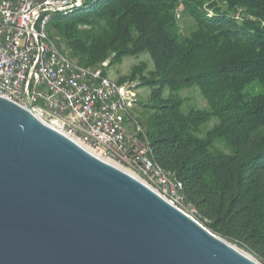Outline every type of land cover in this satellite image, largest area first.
Masks as SVG:
<instances>
[{
	"label": "trees",
	"instance_id": "16d2710c",
	"mask_svg": "<svg viewBox=\"0 0 264 264\" xmlns=\"http://www.w3.org/2000/svg\"><path fill=\"white\" fill-rule=\"evenodd\" d=\"M48 34L85 69L150 55L149 77L141 64L117 82L151 92L135 120L153 161L183 184L205 228L264 264V0H82ZM193 87L206 109H184L179 93Z\"/></svg>",
	"mask_w": 264,
	"mask_h": 264
},
{
	"label": "water",
	"instance_id": "95a60500",
	"mask_svg": "<svg viewBox=\"0 0 264 264\" xmlns=\"http://www.w3.org/2000/svg\"><path fill=\"white\" fill-rule=\"evenodd\" d=\"M0 264H261L0 97Z\"/></svg>",
	"mask_w": 264,
	"mask_h": 264
},
{
	"label": "built area",
	"instance_id": "2783aa9c",
	"mask_svg": "<svg viewBox=\"0 0 264 264\" xmlns=\"http://www.w3.org/2000/svg\"><path fill=\"white\" fill-rule=\"evenodd\" d=\"M81 1L0 0V97L30 105L43 123L138 178L202 225L183 184L151 157L149 139L132 117L138 102L134 82L110 79L109 62L96 69L79 66L50 39L53 17Z\"/></svg>",
	"mask_w": 264,
	"mask_h": 264
},
{
	"label": "rangeland",
	"instance_id": "374dc122",
	"mask_svg": "<svg viewBox=\"0 0 264 264\" xmlns=\"http://www.w3.org/2000/svg\"><path fill=\"white\" fill-rule=\"evenodd\" d=\"M181 21L183 24L184 23L186 24L187 28H191L193 26V22L190 19L182 18ZM141 64H145L146 67H145L144 75L149 77L150 72H152L154 70V63H153V60L151 59L150 55L147 53L142 54L140 56L124 57L122 59L121 63L107 68V74H108L110 79H112L114 81H118V79L120 77L130 75L132 72V69L136 66H140ZM133 82L136 85L137 90H138V92H137L138 93V100L142 101V102L148 101V99L151 95L150 90L146 87L139 86L140 82L138 80L133 81ZM254 90H255L254 92H258V91H260V87L256 85ZM166 94L168 95L169 92L167 91ZM179 95L185 101L184 109L186 111H188L192 107H195L198 109H206L207 108V102H206L201 90L198 87L184 89L179 93ZM138 109L139 108L137 105L136 108L132 111V117L134 119H137L139 117ZM129 123L131 124V121H129ZM217 123H218L217 119L211 120L208 124H206L204 126L203 134H205L208 130L212 129ZM248 254H250V253H248Z\"/></svg>",
	"mask_w": 264,
	"mask_h": 264
},
{
	"label": "bare ground",
	"instance_id": "6f19581e",
	"mask_svg": "<svg viewBox=\"0 0 264 264\" xmlns=\"http://www.w3.org/2000/svg\"><path fill=\"white\" fill-rule=\"evenodd\" d=\"M235 246V245H234ZM239 251H241L243 254H245V255H247V256H249V257H251V258H254L253 256H251L250 254H248L246 251H244V250H242V249H240V248H238L237 246H235Z\"/></svg>",
	"mask_w": 264,
	"mask_h": 264
}]
</instances>
